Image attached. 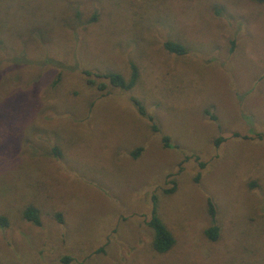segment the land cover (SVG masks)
Segmentation results:
<instances>
[{
	"label": "rangeland",
	"instance_id": "obj_1",
	"mask_svg": "<svg viewBox=\"0 0 264 264\" xmlns=\"http://www.w3.org/2000/svg\"><path fill=\"white\" fill-rule=\"evenodd\" d=\"M2 217L0 264H264V4L0 0Z\"/></svg>",
	"mask_w": 264,
	"mask_h": 264
},
{
	"label": "trees",
	"instance_id": "obj_2",
	"mask_svg": "<svg viewBox=\"0 0 264 264\" xmlns=\"http://www.w3.org/2000/svg\"><path fill=\"white\" fill-rule=\"evenodd\" d=\"M254 3L257 4H264V0H251ZM98 16L96 14H92L90 17H88L87 19H85L84 24L85 25H89L92 23L97 22ZM41 21H43V19H41ZM40 21V22H41ZM45 22V21H44ZM36 24L39 25L40 23H38L36 21ZM48 23H45L44 25L47 26ZM45 28V27H37V32L39 33L40 37L42 38V42L45 43L47 42V40L44 38L45 36V32H43L41 29ZM48 39V38H47ZM49 41V39H48ZM164 48L171 54H175V55H185L187 53V49L184 45L182 44H178L175 42H171V41H167L164 43ZM53 64V62L51 61V59L46 61V64ZM54 64H56V62H54ZM83 74L87 77L86 78V82L89 85H95V80L97 78H99L101 75H97L95 73H92L91 71L88 70H84ZM103 78L107 79L109 82V85L123 90V91H129L131 90L136 83L138 82L139 79V69L137 67V65L135 63H130V74L128 78H124L121 74L119 73H114V72H109V73H105L103 76ZM61 76L57 75L56 76V82L60 81ZM55 82V83H56ZM133 100V104L136 106V108H138V111L141 115H145V109L144 107L141 105V103L139 101H137L136 99L132 98ZM149 119H151V117H149ZM259 139H261V136L258 137ZM164 144L167 146L168 145V138H164ZM138 150H136L132 156L133 157H137L138 154ZM174 189H170L168 191H166V194H170L171 192H173ZM154 204H153V208H152V213H151V217L150 220L148 222V226L152 231V249L155 253H166L168 252L175 244V239L172 236L171 232L168 230V228L166 227V225L163 223V221L158 217L157 214V205H156V198H153ZM208 210L211 216H214V207L212 202H209L208 205ZM23 218L32 223L35 226H40V216H39V212L36 208L32 207V206H28L23 210ZM7 225V220L6 218L2 217L0 218V226H6ZM205 235L206 237L210 240V241H216L218 239L219 236V229L216 226H211L210 228H208L205 231ZM101 251V250H100ZM64 262H68V258L63 259Z\"/></svg>",
	"mask_w": 264,
	"mask_h": 264
}]
</instances>
